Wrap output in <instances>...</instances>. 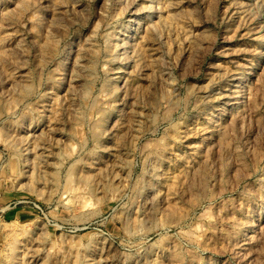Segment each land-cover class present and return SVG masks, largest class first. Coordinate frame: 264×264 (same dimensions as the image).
<instances>
[{"label": "rangeland", "instance_id": "obj_1", "mask_svg": "<svg viewBox=\"0 0 264 264\" xmlns=\"http://www.w3.org/2000/svg\"><path fill=\"white\" fill-rule=\"evenodd\" d=\"M0 264H264V0H0Z\"/></svg>", "mask_w": 264, "mask_h": 264}, {"label": "bare ground", "instance_id": "obj_2", "mask_svg": "<svg viewBox=\"0 0 264 264\" xmlns=\"http://www.w3.org/2000/svg\"><path fill=\"white\" fill-rule=\"evenodd\" d=\"M135 218H137V217H135ZM141 225V224H140Z\"/></svg>", "mask_w": 264, "mask_h": 264}]
</instances>
